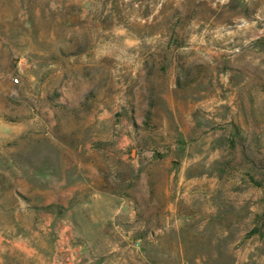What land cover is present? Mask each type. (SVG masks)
Instances as JSON below:
<instances>
[{
	"label": "rangeland",
	"instance_id": "obj_1",
	"mask_svg": "<svg viewBox=\"0 0 264 264\" xmlns=\"http://www.w3.org/2000/svg\"><path fill=\"white\" fill-rule=\"evenodd\" d=\"M0 264H264V0H0Z\"/></svg>",
	"mask_w": 264,
	"mask_h": 264
},
{
	"label": "built area",
	"instance_id": "obj_2",
	"mask_svg": "<svg viewBox=\"0 0 264 264\" xmlns=\"http://www.w3.org/2000/svg\"><path fill=\"white\" fill-rule=\"evenodd\" d=\"M14 82L16 83L17 82V79H14Z\"/></svg>",
	"mask_w": 264,
	"mask_h": 264
}]
</instances>
